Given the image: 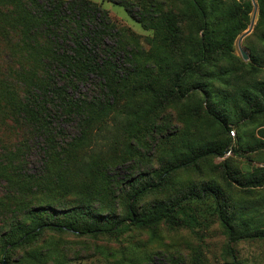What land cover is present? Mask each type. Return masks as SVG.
<instances>
[{"label": "trees", "instance_id": "obj_1", "mask_svg": "<svg viewBox=\"0 0 264 264\" xmlns=\"http://www.w3.org/2000/svg\"><path fill=\"white\" fill-rule=\"evenodd\" d=\"M106 1L122 6L144 30H152L147 39L148 50L143 49L138 35L115 22L102 4L91 0H0V212L4 211L0 213V264H9V252L33 244L46 231L98 236L129 228H154L161 223L170 228L193 229L197 220L186 212L187 205L204 200L211 202L217 223L227 236L226 250L233 258L232 243L264 240L262 205H244L234 217L233 212L228 213L221 193L209 185L165 202L154 201L139 208L137 202L145 194L163 188L174 172L224 153L229 128L216 105L243 104V119L264 115V80L254 77L255 72L264 70V33L258 38L263 48H253L248 55L247 75L251 78L227 77L228 71L218 66L214 56L229 50L245 24L241 28L228 24L224 17L228 8L220 0H184L183 10L195 25L192 27L202 32V38L182 50L179 64L173 67L168 50L174 26L168 23L170 18L163 9H155L156 2L151 3V8L134 11L128 0ZM256 4L257 26L264 28V0H256ZM252 10L250 1L237 7L244 16ZM221 19L224 25L232 26L228 29L232 35L229 40L220 38L222 31L217 28ZM193 77L197 80L186 88ZM203 77H209L210 82H199ZM197 90H203L206 99L203 114L226 132L227 140L203 148L189 145L191 148L183 153L169 150L170 161L161 162L149 174L112 180L124 187V216H101L90 205L95 199L102 203L105 198L100 191L89 193L81 176L96 175L105 182L106 196H112L107 170L142 158L130 144L132 140L146 144L140 140L142 124L156 116L167 102L192 97ZM141 93L150 97L145 107L125 112L126 115L124 106L118 110L121 103ZM124 116L125 124L115 119ZM111 119L114 136L127 141L118 152L115 142H111L106 144L105 154L90 156L86 164L78 163L74 173L78 189L66 180L71 154L89 144L94 126L102 132L100 126ZM12 131L16 135L14 141L10 138ZM37 137L41 140L34 143L39 168L31 176L24 170L23 154L28 151L26 143ZM172 138L166 135L167 145ZM254 144H247L244 151L264 149V141ZM146 149L149 153L150 147ZM228 175L241 188L264 186V166L252 168L241 178ZM37 192L89 198L72 201L56 213L49 205H25ZM34 257L42 263L40 254ZM139 258H130V263L156 264ZM165 264L182 263L171 258Z\"/></svg>", "mask_w": 264, "mask_h": 264}, {"label": "rangeland", "instance_id": "obj_2", "mask_svg": "<svg viewBox=\"0 0 264 264\" xmlns=\"http://www.w3.org/2000/svg\"><path fill=\"white\" fill-rule=\"evenodd\" d=\"M91 1L102 4V8L108 11L109 16L115 22L127 26L139 36L144 50L149 49L147 39L152 36V30H144L122 6L106 0ZM128 1L134 5V11L151 8L152 4L156 2L155 9H163L166 16L170 18L168 23L174 26L168 50L171 66L176 67L179 64L182 50L188 49L192 43H196L199 38H202V32L192 27L195 25L183 10L184 0ZM220 1L228 8L224 15V17L226 16L225 21L228 24H235L238 28L245 24V29L232 40L228 51L214 57L217 59L218 66L228 71L227 77L245 76V79H250V75H247L250 73V68L247 66L248 60H242L237 46L239 36L249 27L252 14L250 11L247 16H244L241 12H237V7L250 0ZM257 17L258 12L252 30L240 42L241 48L247 55L253 48L258 50L263 48L258 38L264 33V28L257 26ZM230 27L232 26H226L222 23V19L220 20L217 28L222 31L220 38L231 39L232 35L228 33ZM212 29L213 32H216V27ZM254 74L256 79L264 80V70ZM195 80L197 77L188 80L185 87L190 88ZM198 81L210 82L209 77L200 78ZM163 84L166 85L164 82ZM192 91L193 89L190 93ZM197 91L192 97L167 102L156 112V116L147 119L142 124L143 134L140 140L145 141L146 144L144 145L138 140L130 142L132 150L139 152L142 158L130 162L131 165L117 164L107 170L108 176H111L109 179L114 192L112 196H106L105 182L98 179L96 175L81 176L85 178V188L90 191L89 193L100 191L101 197L105 198L102 203L96 199L91 201L90 206L96 212L101 216L116 218L124 216L127 196L124 194V187L121 188V185L112 181L117 180V177L131 176L136 173L149 174L151 170L158 168L161 162L170 161L169 150L183 153L191 148L190 146L203 148L209 144L227 140L226 132H222L203 114L202 107H205L206 99L203 90ZM149 100V95L145 93L136 94L130 100L121 103L118 110L120 111L124 106V114L131 110L136 111L145 107ZM216 107L217 111L225 117L226 127L229 128V143L224 153L208 156L198 161L194 167H184L174 172L168 177L163 188L141 197L137 202V208L154 201H169L186 191L196 190L202 185H209L221 193L224 202L228 205V213L233 212L234 217L237 216L235 212L238 213V210L244 205L256 207L262 205L261 211L264 212V186L253 189L241 188L228 175L229 173L241 178L247 175L252 168L264 166V149L247 153L244 151L247 144L252 146L257 140L264 141V115L243 119V104L219 103ZM128 118L130 119V117ZM115 119L122 124L126 123L125 116L123 119L118 117ZM111 121L112 119L106 120L103 126H100V129L104 130L102 132L96 131L99 128L94 126L92 128L94 133L89 144L72 152V163L67 170L66 180L68 182H73L72 184L75 185L74 173L77 171L78 163L83 165L86 164L90 156L105 154L109 143L115 142L117 152L122 149L127 140L121 136H114V122ZM230 130L233 131V134L229 133ZM167 133L173 137L170 145H167ZM15 136V132L12 131L10 134L12 141L16 139ZM40 141V138L37 137L26 143L28 151L23 154V163L27 175L34 176L38 173L39 160L34 143ZM147 147H150L149 153ZM141 177L143 179V176ZM123 184L124 182H122ZM1 187L2 183H0V190ZM88 198L86 195L76 196L71 193L58 192L55 195H46L37 192L25 201V205H49L56 213H61L63 207L69 206L70 202L86 201ZM249 206L247 210H249ZM187 207L186 212L190 215L193 214L197 220V225L193 229L170 228L165 223H161L154 228H129L113 234L98 236H77L70 233L46 231L33 244L15 248L9 252V264H131L129 259L132 258L134 261L138 257H140L139 259L143 258L142 260L150 259L156 264H165L171 258L182 264H264V240L242 239L232 243L234 252L232 258L226 250L227 236L217 223L211 202L208 200L192 202ZM36 254L43 257L42 263L33 259Z\"/></svg>", "mask_w": 264, "mask_h": 264}, {"label": "water", "instance_id": "obj_3", "mask_svg": "<svg viewBox=\"0 0 264 264\" xmlns=\"http://www.w3.org/2000/svg\"><path fill=\"white\" fill-rule=\"evenodd\" d=\"M250 2L252 4L253 10H252V14H251V19H250L249 27H248V29L243 34H241L239 36L238 41H237V46H238V49H239L240 56H241L242 60H244V61H247L248 60V55L241 48L240 42L252 30L253 23H254V20H255V16H256V13H257V4H256V1L255 0H250ZM1 264H3V262Z\"/></svg>", "mask_w": 264, "mask_h": 264}, {"label": "built area", "instance_id": "obj_4", "mask_svg": "<svg viewBox=\"0 0 264 264\" xmlns=\"http://www.w3.org/2000/svg\"><path fill=\"white\" fill-rule=\"evenodd\" d=\"M229 133H230V134H231V133L233 134V131H230Z\"/></svg>", "mask_w": 264, "mask_h": 264}]
</instances>
